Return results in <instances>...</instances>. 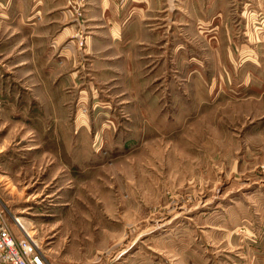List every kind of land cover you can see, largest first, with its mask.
Masks as SVG:
<instances>
[{"label": "rangeland", "instance_id": "obj_1", "mask_svg": "<svg viewBox=\"0 0 264 264\" xmlns=\"http://www.w3.org/2000/svg\"><path fill=\"white\" fill-rule=\"evenodd\" d=\"M12 1L0 0L11 232L48 264H264V0H150L132 56L146 61L115 79H73Z\"/></svg>", "mask_w": 264, "mask_h": 264}, {"label": "crops", "instance_id": "obj_2", "mask_svg": "<svg viewBox=\"0 0 264 264\" xmlns=\"http://www.w3.org/2000/svg\"><path fill=\"white\" fill-rule=\"evenodd\" d=\"M80 3L82 9L75 7L74 0H15L14 14L28 18L30 37L37 45L42 43L49 57L65 59L62 70L70 71L73 79L101 78L103 72L113 79L132 77L138 72L135 63L147 58L146 50L141 57L132 56L147 42L150 0H128L122 7L116 0ZM3 221L0 207V224ZM24 230L12 231L20 239Z\"/></svg>", "mask_w": 264, "mask_h": 264}, {"label": "built area", "instance_id": "obj_3", "mask_svg": "<svg viewBox=\"0 0 264 264\" xmlns=\"http://www.w3.org/2000/svg\"><path fill=\"white\" fill-rule=\"evenodd\" d=\"M17 222L19 224V220ZM0 261L6 264H48L32 236L25 231V237L18 239L4 222L0 224Z\"/></svg>", "mask_w": 264, "mask_h": 264}, {"label": "bare ground", "instance_id": "obj_4", "mask_svg": "<svg viewBox=\"0 0 264 264\" xmlns=\"http://www.w3.org/2000/svg\"><path fill=\"white\" fill-rule=\"evenodd\" d=\"M20 222V221H19ZM21 223V222H20Z\"/></svg>", "mask_w": 264, "mask_h": 264}]
</instances>
